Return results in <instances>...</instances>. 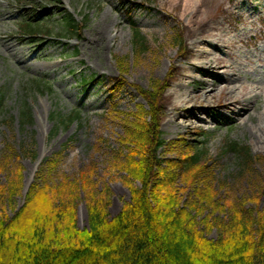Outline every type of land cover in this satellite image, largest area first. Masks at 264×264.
Listing matches in <instances>:
<instances>
[{"label":"rangeland","instance_id":"374dc122","mask_svg":"<svg viewBox=\"0 0 264 264\" xmlns=\"http://www.w3.org/2000/svg\"><path fill=\"white\" fill-rule=\"evenodd\" d=\"M253 1L264 6V0ZM230 2L226 0L212 7L205 21H211L212 25L230 32L226 36L230 39L228 44L234 42V46L229 49L233 54L230 60L248 72V77L243 76L232 87L252 85L256 90L250 96L258 93L259 99L232 110L219 104V101H225L219 97L208 104L202 99L198 103L192 102L197 108L183 114L189 116L196 112L203 122L179 126L172 117L171 109L176 97L172 90L181 82L180 71H185L186 65L185 57L178 56V47L172 40L175 30H184L187 52L190 43H194L182 10L175 11L161 0H131L125 1L123 5L117 0H0V95L3 99L0 107V154L6 143L14 141L13 134L17 141L23 139L28 145L34 137L38 154L34 161L26 158L21 161L25 166V178L22 195L16 199L17 210L25 203L26 193L36 181L41 162L61 153L60 169L55 174L57 178L53 176L52 181L57 182L62 176L73 181L79 178L84 168L94 165L95 183L99 187L107 184L112 190L111 217L119 214L125 203L130 201L131 194L122 182L124 174L110 167L111 154L117 149L118 138L123 131L120 118L125 117V113L118 114L117 118L113 115L106 117V112L111 111L112 103L118 105L120 112L135 110L137 104L144 102L131 86L149 87L152 80H163L169 74L174 79L170 84L165 83L167 88L160 108L163 138L170 145L160 152L161 157L176 159L181 154L178 151L183 143L190 142L208 151L209 169L212 168L214 173L215 202L218 207L213 212L212 206L198 205L195 212L198 222L209 216L211 230L208 231L202 223L200 229L210 240L221 237L217 224L228 221L227 209L225 212L221 210L228 198L245 201L255 209L251 199L257 192L254 180L237 176L238 162L234 155L224 151L223 145L228 140L237 141L250 146L254 154L264 155V39L255 42L251 38L264 27V23L256 20L260 14L264 16V7L262 12H253L249 7L246 11L255 18V23L244 24L242 19L224 12V9H230ZM138 6H144L145 9ZM50 13L52 19L45 21ZM63 13L73 15L79 22L77 34L59 35L63 29L64 20L60 16ZM105 16L109 17L105 37L97 41L96 35ZM34 18L44 21L43 24L51 31L29 41L22 40L19 34L20 21ZM131 20L148 37L149 52L140 61L132 59L129 73L121 80L127 85L116 91L117 96L112 100L109 89L112 79L117 78L120 71L115 55L132 57ZM224 20L230 22L232 29L227 28L228 24ZM8 45L18 49L17 56L5 50ZM196 75L199 77L196 83L185 81L187 87L182 93L192 92L194 95L203 85L201 79L204 76L200 73ZM42 80L52 84L53 92L46 89L48 83H41ZM209 81L214 80L209 78ZM40 83L43 90L38 87ZM233 95L237 97L239 94ZM21 98L28 102L33 120L25 134L19 129ZM74 109L81 111L80 120L68 126L58 124L60 116L65 118ZM247 109L252 112L251 117L245 115ZM11 116L14 117V123L9 121ZM8 124H13V127L10 128ZM176 142H181L176 146L178 149L173 145ZM173 165L166 162L162 166L165 174L177 170ZM261 167L263 170L264 165ZM6 181L7 173H1L0 183L5 184ZM219 182H224L226 187H221ZM263 206L264 195L259 198V207ZM8 213L12 217L15 211L8 208ZM77 219L80 230L88 227V210L83 194L78 200Z\"/></svg>","mask_w":264,"mask_h":264},{"label":"trees","instance_id":"16d2710c","mask_svg":"<svg viewBox=\"0 0 264 264\" xmlns=\"http://www.w3.org/2000/svg\"><path fill=\"white\" fill-rule=\"evenodd\" d=\"M65 21L69 31H76L70 15ZM133 27L134 60L140 61L148 52V42ZM173 41L182 46L183 34L177 33ZM116 63L121 72L128 73V55L116 56ZM167 82L155 79L148 91L138 88L148 109L140 105L120 118L123 134L110 168L124 174L122 182L130 189L131 200L113 218L109 211L112 190L107 184L99 187L95 183V166L84 168L73 181L62 176L53 182L56 160L41 166L25 203L17 210L25 168L16 150H5L0 157V174L7 173L6 183H0V264H264V206L259 207L264 195V156L254 155L250 147L235 141L224 144L238 160L237 176L254 180L257 192L251 199L255 209L245 201L226 199L221 210L227 209L228 221L217 224L221 237L210 240L200 229L202 223L211 230L210 217L198 222L195 214L199 204L212 206L213 212L218 207L208 151L186 142L174 160L160 154L170 145L161 130L160 104ZM29 119L24 112L22 127ZM35 145L21 142L22 155L34 161ZM166 162L177 170L165 174L162 166ZM81 194L88 210L84 230L78 228L77 219ZM8 208L15 211L12 217Z\"/></svg>","mask_w":264,"mask_h":264},{"label":"bare ground","instance_id":"6f19581e","mask_svg":"<svg viewBox=\"0 0 264 264\" xmlns=\"http://www.w3.org/2000/svg\"><path fill=\"white\" fill-rule=\"evenodd\" d=\"M163 4H167L173 10H182L183 19L187 22L189 28V35L193 39L194 43H190V48L187 54L184 56L186 69L190 71H180L181 82H178L174 90L175 104L171 111L174 118V123L179 126L189 125L191 122L194 124L202 123V119L198 117L196 112L192 114L190 110L197 108L196 104L198 100H204L206 104L210 103L214 98L219 97L225 99V101H219L222 106L226 108H235L239 106L248 105L253 99L258 100L259 94L254 93L251 97L250 94L256 90L254 86H245L244 84L241 88L232 87L241 80L243 76L248 77V72L242 70L240 67L236 66L231 62L233 54L229 51L231 46H234V42L228 44V39L226 36L228 32L220 26L212 25L211 21H205L210 16V11L212 7H216L219 3L223 4L226 0H161ZM231 1L230 9H224V12L228 16H235L236 18L242 19V23L247 22L254 24L255 18L246 11L249 7L253 12H262L264 7L259 2L253 0H229ZM241 3L240 5L235 4ZM248 3L250 5H248ZM239 9V10H238ZM242 10V11H241ZM108 16L103 19L98 34L96 35L97 41L105 37V32L108 22ZM258 21L264 23V16L260 14L257 17ZM228 24V29H232V26L228 20H224ZM189 36V38H190ZM253 41L264 39V27L251 37ZM93 38V41H96ZM88 43V41H87ZM5 50L12 56H17L18 49L11 45L5 47ZM200 73L204 76L201 79V85L198 91L193 95L192 92L182 93L184 87L186 86L187 80H191L192 83H196L198 75ZM209 78L213 79V82L209 81ZM255 82V81H254ZM211 88V91L208 89ZM239 94L237 97L233 94ZM238 98V99H237ZM177 111H180L179 113ZM182 112V114H181ZM250 110L247 109L248 117L250 115ZM185 113V114H183ZM195 120V121H193ZM239 119L238 121H240Z\"/></svg>","mask_w":264,"mask_h":264}]
</instances>
